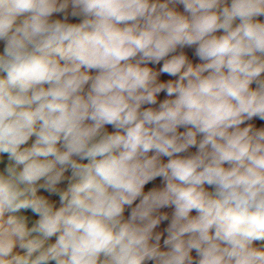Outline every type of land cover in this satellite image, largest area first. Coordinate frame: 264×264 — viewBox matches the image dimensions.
I'll list each match as a JSON object with an SVG mask.
<instances>
[{"label": "clouds", "instance_id": "1", "mask_svg": "<svg viewBox=\"0 0 264 264\" xmlns=\"http://www.w3.org/2000/svg\"><path fill=\"white\" fill-rule=\"evenodd\" d=\"M0 264H264V0H0Z\"/></svg>", "mask_w": 264, "mask_h": 264}, {"label": "crops", "instance_id": "2", "mask_svg": "<svg viewBox=\"0 0 264 264\" xmlns=\"http://www.w3.org/2000/svg\"><path fill=\"white\" fill-rule=\"evenodd\" d=\"M109 130H111L110 126H109ZM155 183L159 184L160 183L159 179ZM149 187H151V185H149Z\"/></svg>", "mask_w": 264, "mask_h": 264}]
</instances>
